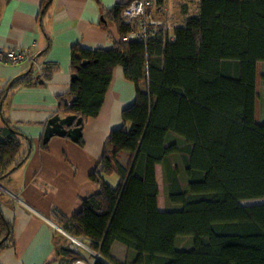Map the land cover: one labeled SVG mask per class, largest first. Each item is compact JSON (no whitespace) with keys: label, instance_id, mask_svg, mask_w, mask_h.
<instances>
[{"label":"trees","instance_id":"1","mask_svg":"<svg viewBox=\"0 0 264 264\" xmlns=\"http://www.w3.org/2000/svg\"><path fill=\"white\" fill-rule=\"evenodd\" d=\"M51 3L45 0L43 9ZM126 6L106 17L121 38L113 49L73 47V80L57 114L84 123L97 118L117 67L135 84L136 101L123 111L124 127L111 133L91 175L99 192L83 199L71 218L55 210L57 223L111 264H120L112 256L115 243L133 252L127 264H264V204H242L264 198V70L263 115L257 121L264 0H199L198 15L172 36L160 30L147 43L124 41L130 30L121 17ZM39 58L12 87L23 78L39 81ZM57 66L45 63L41 74L50 76ZM26 137L8 120L0 128V185L29 158L30 149L22 152ZM158 165L166 211L159 208ZM114 175L116 187L108 184ZM1 202L0 253L15 246L14 224ZM181 238H191V246L181 249ZM57 252L64 264L84 257L69 246Z\"/></svg>","mask_w":264,"mask_h":264},{"label":"crops","instance_id":"2","mask_svg":"<svg viewBox=\"0 0 264 264\" xmlns=\"http://www.w3.org/2000/svg\"><path fill=\"white\" fill-rule=\"evenodd\" d=\"M130 1L52 0L43 9L45 0H0V48L29 49L35 57L45 53L50 40V49L40 56L38 66L43 69L48 62L58 65L44 77L36 66L38 82L29 84L23 78L7 90L10 82L30 73L32 62L0 64V128L8 120L32 143L30 148L23 138L22 152L30 149L29 158L2 182L5 190L0 189L1 210L14 224L15 239V246L0 253V264H64L58 257L59 246L74 249L70 238L59 231L64 229L54 211L71 218L80 212L83 199L99 192L91 175L107 150L111 133L124 127L123 111L136 101L135 84L126 79L122 67H117L100 115L84 123L82 142L54 137L48 149H43L42 139L47 122L59 111V98L70 90L73 47L113 49L121 38L106 17ZM191 5H196L194 12ZM151 11L167 21L172 36L189 17L199 14V0H154ZM126 129H130L129 124ZM158 167L161 165L157 172ZM132 255L123 244H114L112 256L120 264H127Z\"/></svg>","mask_w":264,"mask_h":264},{"label":"built area","instance_id":"3","mask_svg":"<svg viewBox=\"0 0 264 264\" xmlns=\"http://www.w3.org/2000/svg\"><path fill=\"white\" fill-rule=\"evenodd\" d=\"M153 2L154 0H131L124 8L121 16L122 21L124 25L130 29L129 33L124 37L125 42L140 41L147 43L153 39L160 30L169 32L167 21L156 18L153 11H151ZM33 58V54H31L29 49L18 47L11 50H5L0 48V64L19 65L27 60L35 63ZM35 65L39 70L42 69L38 66V64ZM59 231L64 235H67L72 244L75 243L78 247L87 249L94 257L98 254L91 250L89 241L75 238L67 234L62 229H59ZM74 264L94 263L86 259L84 256L82 259L77 260Z\"/></svg>","mask_w":264,"mask_h":264},{"label":"rangeland","instance_id":"4","mask_svg":"<svg viewBox=\"0 0 264 264\" xmlns=\"http://www.w3.org/2000/svg\"><path fill=\"white\" fill-rule=\"evenodd\" d=\"M196 8V5H191V10L194 12ZM264 70V64L259 63L258 64V80H257V94H258V101H257V121L260 122L262 120V115H263V106H262V94H263V85H262V80L261 76ZM124 164H127L129 162V159L127 157L123 158ZM157 181H158V186H159V206L162 208V211H166L170 205L167 200L166 196V190H165V179H164V173H163V167H158V172H157ZM108 184L112 187H116L119 184V177L114 175L111 178L108 179ZM2 186V183H1ZM3 187V186H2ZM243 205L245 206H252V205H262L264 204V198L263 199H255V200H245L242 202ZM172 207V206H171ZM173 208V207H172ZM179 247L181 249H186L191 246V238H181L179 241ZM73 247L80 251L83 256L87 258H93L94 256L85 248L83 247H78L75 243H73ZM92 250V249H91ZM95 252V251H94ZM97 253V252H96Z\"/></svg>","mask_w":264,"mask_h":264},{"label":"water","instance_id":"5","mask_svg":"<svg viewBox=\"0 0 264 264\" xmlns=\"http://www.w3.org/2000/svg\"><path fill=\"white\" fill-rule=\"evenodd\" d=\"M41 55L42 54H40L38 57H40ZM88 63L89 62L86 61L84 64H88ZM11 86L12 84H9L7 90H9ZM7 94L8 93H6L5 97L7 96ZM2 109L3 107L2 105H0V113L2 112ZM83 123H84V119L76 115L62 116L60 114H56L47 122V125L45 127V132L43 135V143L48 144L54 137L69 138L73 142L79 143V141L83 136V127H82ZM26 140H28L31 148L32 146L31 139L26 137ZM18 167H15L10 172V174L13 173ZM0 189L5 190L3 187H1V185H0ZM95 257L97 260H101L107 264H110L100 254H97Z\"/></svg>","mask_w":264,"mask_h":264}]
</instances>
